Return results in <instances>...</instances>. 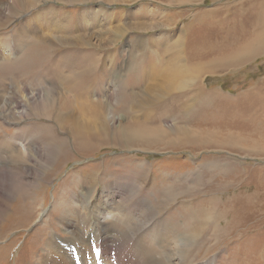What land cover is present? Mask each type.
<instances>
[{
	"label": "rangeland",
	"instance_id": "1",
	"mask_svg": "<svg viewBox=\"0 0 264 264\" xmlns=\"http://www.w3.org/2000/svg\"><path fill=\"white\" fill-rule=\"evenodd\" d=\"M9 2L12 5V10L18 11V3L15 2L13 5L14 2L11 0ZM49 6L58 7V13L66 15L69 23L63 29L64 36L58 27L50 26L48 32V27H44V25L40 26V30L35 28L41 35L40 41L34 44L30 41L29 45L32 46L33 54L29 51L25 57H29L31 53L36 57V63L30 68L24 66L17 69L15 65L13 70L0 71V75L7 82L5 87L8 91L5 88L2 90H6L8 95L13 89L18 90L17 87L23 86L24 82L21 78L18 80L17 77L27 69L41 74V81L33 78L25 83L29 90L28 93L31 92L34 85L33 88H37L38 84L42 82H47L48 87L49 82H52L64 90L63 82L65 80L60 82L59 73L61 71L59 67L54 68L52 62L55 63L61 56L70 55V52L65 48L67 47L65 45L66 38L81 36L84 32H86L84 33L85 37L88 36V52L96 50L97 47H108L105 48V52L103 48L98 52H104L102 56L105 61H103L108 65L115 62V71L120 70L118 69L120 64L125 65L129 61V43L132 39H139L140 36L148 38L165 33L170 35L171 39H175L180 34V36L186 35L187 43L185 42L186 48L184 47V49L185 52L186 50L189 52L188 61L190 63L194 62V55L200 56L201 51L204 54L202 61L208 60L212 64L215 60L218 66H214L213 70H208L210 67L213 68V65L209 64V67L200 73V80L197 85L192 87L193 92L189 95L204 94L207 99L204 102H199L197 99L195 103L192 100V105L188 104V109H190L186 120H183L179 114L159 115L157 112L147 114L145 110L148 106L141 107L143 111L139 109L138 113L131 110L126 105L129 96L131 98L136 93L137 96L145 97L146 102H149L151 98L144 94L141 88H134L143 84L139 80L136 84V78L132 73L120 76V81L107 83L104 77L105 72L109 74L107 68H103L101 71L102 78L94 79V82L95 80L101 82L95 86L97 94L94 93L90 97V99L94 98L95 102L92 104L98 110L95 114L90 111L86 113V110H83L86 114L80 119L78 118L82 127L73 130V127L70 126L69 130L60 129L56 125L55 118L52 120L46 117L40 119L33 115L15 123H6L0 119V132L3 136L10 137L13 133L20 136L21 131L19 130L26 128L27 138L32 139L35 145L45 146L48 144V148L56 147L58 151L60 150V153L57 151V154L59 153L57 158H55L56 154L52 161L50 154L54 156L53 151L47 149L42 161L37 159V161L40 160L39 163L32 162L30 165L34 166L36 163V168L38 165L45 166V171L39 172L36 169L33 175L25 174L22 180L26 182V185L20 184L15 188L16 192L11 198L3 197L5 193L0 195V207L5 208L0 212V264H41L45 239L53 232L68 239L66 236L69 235V232L75 230L74 236L77 240L80 238L86 240L87 228H85L86 234L81 231L84 223L88 222L87 219L82 220L85 217L84 214H79V217H76L78 222L71 220L66 223L60 219L56 206L60 203L59 207L64 205L68 208L85 207V205L88 206L90 199L91 203L94 204L97 201L101 205L103 200L99 195L103 189L100 186L107 185L106 182H110L109 190L115 192L110 199L112 205L107 204L108 207H130L129 205L138 207V210L133 212L135 216L137 215L136 222H142V230L139 232L141 236L154 232L162 215L165 220L168 219L179 225L187 226V229L188 224L193 225L195 220L201 221L197 236L186 237L182 246L185 250V263L180 260L182 241L174 240L167 243V249L164 252L171 257L172 264H264V50H252L248 46L250 42L257 41L258 35L264 31V25L261 22V19L264 21V14L262 15L264 1L89 0L66 3L57 0H44L41 4L28 10L26 14L8 18L6 20L8 25L3 24L6 28H0L2 34L11 35L12 28L17 26L19 21L22 22L26 16L28 19L41 8ZM157 9H160V12ZM79 11L84 12V18L88 19L89 23H87L85 31L76 33L77 31L74 32V30L78 28L73 27V22L80 17ZM141 14L143 15L139 16ZM141 20L146 21L144 23L147 24L151 23L147 28L151 29L141 31L133 26L134 23ZM120 25L125 30L123 35L119 31ZM127 25H131V27H127ZM115 30L116 33H114ZM42 34H46L45 37ZM111 34H115L114 38L111 37ZM188 35L198 40L192 50L189 49L191 40H187ZM108 38L113 41H108ZM10 39L8 38L9 43L12 41ZM77 45L78 43L73 44L70 47L71 51H77L79 48ZM19 51L18 54L22 52L21 49ZM217 52H219V57L221 56L218 60L215 59ZM0 53H2V46H0ZM220 53L228 55L223 62ZM74 56V53L71 54V57L75 59ZM147 57L145 55L146 59ZM230 60L233 63L231 65H229ZM189 62L188 64H190ZM49 63L50 65H48ZM37 64H41V66H37ZM51 65L53 71L55 69L54 81L49 78L44 81V78L48 76V74L45 75V70L47 68L51 70ZM191 70L193 71L194 68L191 67ZM11 77L16 80L13 84L10 81ZM37 81L40 83L37 84ZM114 82H120L124 86V90H128L125 92L127 95L124 103L120 100L117 104V100L114 98L117 93V86H114ZM105 85L107 87H104ZM100 89H105V93L100 92ZM187 91L191 92V88H188ZM0 95L3 94L0 93ZM22 97L24 98L19 94V98H17L22 99ZM78 100L81 103V99ZM54 102L56 108L61 105V110L71 111L63 109L65 102H62L61 99H54ZM4 103L5 101H3ZM131 112L136 113L135 116H132ZM102 114L107 116L104 120L105 130L98 126V120H102L100 119ZM154 114L160 120L152 119L151 115ZM38 119L40 121L36 122V129L31 128L30 123L38 121ZM135 122L150 123V126L142 127V131H149L155 126L157 129L164 128V132L167 133L165 135H170L173 139L183 137V132H175L187 127L195 132L196 136L194 137H200L202 141L193 139L186 142L176 141L172 145H167V143L144 145L146 141L143 138L136 144L130 141L131 144L137 146L130 147L124 142L117 141V138L112 135L113 129H122L133 133L136 127L132 124ZM43 123L47 126L42 125ZM38 124L39 126H37ZM59 125L61 126V124ZM23 132L25 131L23 130ZM209 135L211 136L209 137ZM85 136L87 138L83 142L82 148L78 150L75 148L79 147L77 142H82ZM17 143L22 146L24 152H27L24 143L20 141ZM84 144L86 147L83 146ZM48 159L50 165H47ZM82 173L97 174L99 180L91 194L88 190L90 195L86 196L87 198L79 196L86 193L88 188L85 185L76 187V192L73 188L76 177ZM29 181L33 184L37 183V185L29 186ZM131 182L140 189L136 198H139L142 193L141 197L148 200H146L147 204L143 205L138 202L140 205H133L136 200L126 201L128 193L130 194V190H128L130 187L126 184ZM138 182L140 183L138 184ZM167 189L171 190L173 200L171 199V203L166 201L168 208L160 209V202L168 199L165 198ZM18 190L20 191L17 192ZM72 190L74 194H72ZM140 207H158L159 213H162L152 216L150 220H144L145 213H142ZM200 209H210L212 212L204 214ZM116 211L114 214L117 215ZM176 230L180 232V230ZM93 238L90 239L92 258L87 255V259L90 264L91 262L92 264H103L102 251L97 252L99 245L100 250L102 249V243L98 244L97 242L100 236L94 238L97 244L96 242L92 244ZM72 248L77 253L74 256L75 264H84L79 250L81 247L75 245ZM83 252L86 251L83 250ZM98 254L101 255L99 259L95 258ZM107 261L108 259L105 262Z\"/></svg>",
	"mask_w": 264,
	"mask_h": 264
},
{
	"label": "bare ground",
	"instance_id": "2",
	"mask_svg": "<svg viewBox=\"0 0 264 264\" xmlns=\"http://www.w3.org/2000/svg\"><path fill=\"white\" fill-rule=\"evenodd\" d=\"M11 1L14 2L12 3L13 5H15V2L18 3V6H17L18 11L14 12L12 10V5L9 2V0H0V16L4 15L6 17L5 18L3 16V18H0V28H3V27L6 28L3 24L5 23V25H8V21H6L8 18L12 16L14 17L15 15L22 16L23 14H26L28 10L33 9L37 5L41 4V2H44V0L43 1L42 0H11ZM57 1L66 2V3H69V2L74 3V1L84 2V1H89V0H78V1L77 0H65V1L57 0ZM120 2H124V1H120ZM57 9L58 7L49 6L46 8H41L40 11H38L37 13L33 12L34 14L32 13L33 14L32 17L27 19L26 18L27 16H26L24 21L22 22L19 21L17 26L12 28L13 33L11 35L2 34L3 32L0 30L1 32L0 46H2V53H0V71L2 70V71L7 72L10 70H13L14 69L13 66L15 65L17 69L19 67L22 68L24 66H27V68H30L33 64L36 63L35 62L36 57L31 55L32 46L31 44L29 45L30 41L33 44L40 41L41 35L38 33L39 31L35 29L36 27L40 30L41 28L40 26L44 25V27H48L47 32L49 31L50 26L58 27V29L62 31L61 32L63 34L62 36H64L63 29L65 25L69 23V21L66 19V15L64 13L60 15L58 13L59 9L58 10ZM10 11H13V12H10ZM157 11L160 12V9H157ZM80 13H81L80 17L76 18L75 22L71 20L73 22V27L78 28L74 30V32L77 31L76 33H78L79 31H85V27H87V23H89L88 19L84 18L85 17L84 12L81 11ZM263 14H264V10L262 11V15ZM142 15L143 14L139 16H142ZM144 22L146 21L141 20L139 22L134 23L133 26L137 29H141V31L150 30L151 28L149 29L147 28L150 26L151 23L147 24ZM261 22L264 25V21H262V19H261ZM75 23H77V25H75ZM131 25H127V27H131ZM119 31H120V34L122 35L124 34L125 30L123 27H121V25H120ZM116 32L117 31L115 30L114 33ZM84 33L81 36L78 35L73 38H66L65 45L67 47L65 48L68 52H70V55L61 56V58L58 61H55V63L52 62L54 64V68L59 67V70L61 71L59 73L60 82L65 80V82H63V84L65 85L64 90L58 88L52 82H49V87H48L47 82L40 83L37 81V84L38 83L40 84H38L37 88H33L35 86L34 85L32 87L31 92L28 93L29 90H27L25 83L33 78L34 79L37 78L39 81H41V78H40L41 74L35 73L34 70L27 69L23 74L20 73L19 76L17 77L18 80L21 78V80L24 82L23 83L21 81V83H23V86H20L19 84L20 87H17V88H19L20 90L13 89V91L8 95L6 90L5 91L2 90V88L7 89L5 87V85H7L6 84L7 82L0 75V87H1L0 93L3 94L2 96L0 95V119L2 121L6 123H10V122L15 123L18 120L28 117L29 115H33V116L40 117V119L46 117L47 119L52 120L53 118H55L57 122V124L56 123L55 124L59 126L60 129L65 128L69 130V126L73 127L72 130L76 129L77 127L78 128L82 127L78 122V118L80 119L83 115L88 113V111L95 114L98 110V108L94 104H92L95 102L94 98L90 99V97H92L94 93L97 94L98 92V91L96 92L95 86L99 85L101 81L99 80L98 82H96L95 80L94 82V79L103 77L101 74L102 73L101 71L103 70V68H107L109 70L108 71L109 74L107 72L104 73V77L107 83H113L110 81H120V76L122 75L125 76L127 74L129 75L130 73H132L134 74L136 78V84H138L137 82L138 80L143 84V85H137L134 88L135 89L137 87L141 88V91L144 94H147L148 97L152 99V101L150 99L149 102H146L145 97L137 96L136 93L135 95L131 93L133 94V97L131 96L130 98L129 96L126 102V105L128 106V108H130L131 110H135V112L137 113L139 112V109H141V107L148 106L146 108L147 110H145V113L147 114L148 113L152 114L153 112L155 113L157 112V114L159 115L179 114L183 120H186L189 116V109H190V108L188 109V104L192 105V102L194 101L195 103L197 99L199 100V102H204L207 99V97L204 94H195L194 96L189 95V93L193 92L192 87L198 84L200 80V73L203 71V69H207L210 63L208 62V60L202 61L204 54L200 50H199L200 56L198 54L193 56L194 62L190 63L188 61L189 52L187 50L185 52V49H184L185 42H186V35L183 34L182 36H180L181 35L180 34L175 39H171L170 35H166L167 33H165V34H160L158 36H152L148 38L145 36H140L139 39L137 38L132 39L129 43L130 44L129 61L126 62L125 65L120 64V68H118L120 70L115 71V68H114V65H116L115 62L114 64L112 62L110 65H108L107 62H104L105 61L104 56H102L104 55L103 53L106 51L105 48H108V47L106 46L97 47L96 50H92V52L89 51L90 52L89 53L88 52V42H87L88 36L85 37ZM45 35L43 37H45ZM114 35L115 34H111V37L114 38ZM192 37L193 36H190V35H188L187 37V40L188 39L191 40L189 41V49L191 50H192L193 45L198 42V40L193 39ZM8 38L9 39L11 38L10 40H12L10 43L8 41ZM258 38L259 39H257V41L255 40L248 44L249 48H251L252 50L254 49L264 50V31L258 35ZM107 40L110 42L113 41L109 38ZM76 43H78L77 46L79 48L77 49V51L76 50L71 51L70 47ZM44 45L46 46V43ZM102 48L104 52H101V51L98 52V50ZM20 49L22 50V52L18 54L20 52L19 51ZM73 49L75 48L73 47ZM29 51L31 52L29 57H25L28 55ZM73 53L75 55L74 56L75 59L71 57V54L73 55ZM144 54L148 56L147 59L145 58ZM142 56H144V58H142ZM220 57H219V52H217V56L215 59L218 60V58ZM227 57L228 55L226 54L222 55V59H221L222 62L224 59H227ZM188 62L190 64H188ZM50 63L48 65H50ZM231 64L233 63L230 60L229 65ZM210 65H213L212 66L213 68L210 67L208 70H213L214 66H218L217 61L215 60ZM37 66H41V64L40 65L37 64ZM109 66H111V68H108ZM191 67L194 68L193 71L195 72L191 70ZM47 69L45 70L46 71L45 75L48 74V76L44 78V81H47L48 78L51 81H54L53 78H54L55 69L54 71H53V67L51 68V70L50 69L47 70ZM40 72L42 73V70ZM33 73H35L34 77H32ZM15 77L16 75L14 76V78ZM14 78L10 79L12 84L14 83V81H16V80H13ZM33 81L35 82V80ZM190 85L191 87H189ZM114 86H117L116 88L117 93L116 95H114V98L117 100V104H119L120 100H122V103H124V100H126L125 96L127 95L125 92L128 90H124V86H122L120 82H114ZM104 87H107V86L105 85ZM188 88H191V92L187 91ZM104 91L105 89H100V92L105 93ZM12 94H15V95H12ZM19 94L20 96H24V98L27 101L23 97L22 99H18ZM56 94H58V96H56ZM79 98L81 99V103L78 100ZM54 99L56 100L61 99L62 102L64 101L65 105H63V109H68L71 111L61 110L60 109L62 108L61 105L56 108L54 106L55 104ZM3 101H5L4 104H3ZM108 101L106 102L107 104L109 103ZM84 109L86 110V113H84L83 111ZM78 110L80 114L78 113ZM135 114L136 113H132V116H135ZM105 117L107 118V116H104L102 114V116H100V119L102 120H98L99 121L98 126L100 129L102 128V130L105 127V123H104ZM151 118L157 119L158 117L154 114V115H151ZM40 119H38V121L31 122L30 127L36 129V122H39ZM74 120L75 122H73ZM157 120H160V119H157ZM59 124H61V126ZM42 125H45V127L47 126V124H44V123ZM132 125L136 127L135 129L136 131L132 128L134 130L133 133H128L122 129L120 130L113 129L112 135L115 138H117V141L124 142L128 144V146L130 147H137L134 144H136L139 140H142L143 138H145L143 140L146 141L144 145H149V144L154 145L156 143H158L157 145L164 144V143H167V145H172V144H175L174 142L176 141L181 140V142H186L187 140H193V139H198L202 141L200 137H194L196 136L195 132H193L191 129H188L187 127H184L185 129L183 130H179L175 132V133L183 132L184 133L183 137H179L178 139H173L171 138L170 135H165L167 133L164 132L165 131L164 128L157 129L155 128L156 127L155 126L149 131H145V130L142 131V127L150 126L149 122L147 123L144 122L143 124L135 122ZM37 126H39V124ZM23 130L25 132H23ZM19 131H21L19 134L20 136L16 135L17 133L16 134L13 133L14 136L12 135L10 137L3 136L0 132V195H3L5 193L3 197L6 196L8 198H11L12 195L15 194L16 192L15 188H17L20 184L22 186L26 185V182L22 180L24 179L25 174L33 175L36 169H38L39 172H42L44 170L45 166L38 165L36 168V163L34 164V166L30 164L32 162L39 163L42 157L45 155V152L47 149L53 151L54 156L50 154L51 161L55 157L58 151L56 147L48 148V144H46L45 146H42V145L40 146L39 144L35 145L32 139L27 138L28 131L26 128L25 129L21 128ZM153 134L155 135L151 137ZM163 135L165 136L162 137ZM210 136L211 135H209V137ZM70 137L72 138L71 135ZM86 138L87 137L85 136L84 139H82V142L80 143L77 142L79 144V147H75V148H77L78 150L81 149L82 148L81 146ZM17 141L24 143V146L27 149V152L23 151L22 146L19 145ZM130 141H132L134 144H131ZM83 146L86 147L85 144ZM58 152L60 153V150ZM58 154L56 155L55 158H57ZM37 159H40V160L37 161ZM47 165H50L49 159L47 160ZM98 182L99 180H98L97 174L92 173V174L87 175L86 173H82L78 177H76L75 186L73 188L75 190L76 187H82L85 185L88 188L86 193H84V195L81 194L79 196L87 198L92 193L93 189H95V186L98 184ZM139 183L140 182H138V184ZM28 184L29 186L31 185L32 187H35L37 185V183L33 184L30 181ZM106 184L107 185L100 186L103 189L101 194L99 195V197L103 200V204L101 205H99L97 201L94 204L91 203V199L88 202V206L90 207L85 205V207L68 208L66 207V205H64L63 207H59L58 205L60 203L57 204L56 211L60 215V219L66 223H69L71 220L78 222V218L76 217H79V214H84L85 217L82 220L87 219L88 222L84 223L81 231H83L86 234L85 228H87L86 230L87 239L84 240L80 238L79 240H77L74 236V233L76 232L75 230H72L69 232V235L66 236L68 239H64L63 237L59 236L58 233L53 232L52 235H49L45 239L46 242L44 244L45 246L43 247L44 254L42 255V258H41L42 259L41 264H75L74 256H75L76 251H74V249L72 248L75 245H77L78 247H81L79 250H80V255H82L81 256L82 260L84 261L83 263L90 264L89 260L87 259V255L92 258L91 256L92 245L90 244V239L93 237L95 238V236L97 237L100 236V239H98L97 242L98 244L102 243V249L100 250V245H99L97 252L102 251L101 254L104 257L103 264H172L171 257L168 256L166 252H164V250L167 249V243L174 241V240H181L182 244L180 247H182L184 245V241L186 237L194 238L197 236V232L199 230V223L201 221L195 220V223L193 225L188 224V229H187V226L179 225L176 222H172L171 220L170 222L168 219L165 220L164 215H162L161 218L159 219L158 225L156 226V230L154 232H151L144 236H141V234L139 235V232L142 230V225H141L142 222H136L137 215L135 216L133 212L136 209L138 210V207H132L131 205H129L130 207H120V206L108 207L109 205H112L110 199L114 196L115 192H112L111 190H109L108 185L110 184V182H106ZM126 185L130 187V189H128L130 190V194L128 193L126 201L136 200V202H133V205H136V204L140 205V203L138 202H141L143 205L144 203L145 204L148 203L146 202L147 200L146 198L141 197L142 193L140 194L141 196H139V198L138 197L136 198V195L139 193L140 189H138V187L136 188L135 187L136 185L134 186V183L131 182V183H127ZM88 190L90 191V194ZM19 191L20 190H18L17 192ZM170 191L171 190H168V189L166 190L167 193L166 195L165 194L164 195H165V198L167 197L168 199H165L163 201L161 200L162 202H160L159 204L160 209L168 208L166 207L167 206L166 201L171 203L172 193H170ZM74 192H76V190ZM22 193L26 194L25 192H22ZM72 194H74L73 190H72ZM107 204L109 205L107 206ZM161 206H165V207H161ZM145 208L146 210H143ZM157 208L158 207H140V209L142 210V213L143 214L145 213L144 220H150L152 216L160 215L162 212L159 213V209ZM3 209L5 208L0 207V212L3 211ZM115 211L117 212V215L114 214ZM200 211H202V213L204 214H208L212 212L210 209H206V210L200 209ZM175 228L180 230V232H178ZM73 237L75 239H72ZM93 239H92V244L96 242L95 240L96 238L94 240ZM83 250H85L86 252H83ZM184 251H185L184 247H182L181 254H180V260L182 261V263H185ZM100 256L101 255L98 254L96 255L95 258L99 259ZM106 259H108L107 262H105Z\"/></svg>",
	"mask_w": 264,
	"mask_h": 264
}]
</instances>
